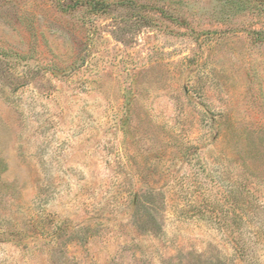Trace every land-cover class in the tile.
Here are the masks:
<instances>
[{
  "label": "rangeland",
  "instance_id": "obj_1",
  "mask_svg": "<svg viewBox=\"0 0 264 264\" xmlns=\"http://www.w3.org/2000/svg\"><path fill=\"white\" fill-rule=\"evenodd\" d=\"M258 0H0V264H264Z\"/></svg>",
  "mask_w": 264,
  "mask_h": 264
},
{
  "label": "trees",
  "instance_id": "obj_2",
  "mask_svg": "<svg viewBox=\"0 0 264 264\" xmlns=\"http://www.w3.org/2000/svg\"><path fill=\"white\" fill-rule=\"evenodd\" d=\"M258 5H259V10L263 11L264 10V0H258ZM264 39V37H262Z\"/></svg>",
  "mask_w": 264,
  "mask_h": 264
}]
</instances>
